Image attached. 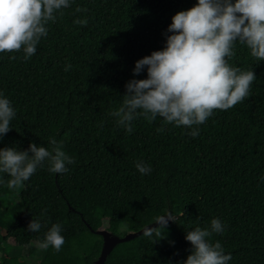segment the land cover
<instances>
[{
	"label": "trees",
	"instance_id": "obj_1",
	"mask_svg": "<svg viewBox=\"0 0 264 264\" xmlns=\"http://www.w3.org/2000/svg\"><path fill=\"white\" fill-rule=\"evenodd\" d=\"M196 2L71 0L29 59L0 53V93L16 110L0 149H50L55 138L75 158L63 174L45 162L18 192L0 173V264H93L102 239L92 231L123 237L169 212L175 221L161 235L118 244L104 264H183L192 248L187 231L209 228L214 218L225 228L209 240L221 243L229 264H264V61L236 44L229 63L254 72L250 95L214 110L195 126L196 137L160 117H140L128 133L110 115L127 82L147 78L146 68L133 76L135 62L163 50L171 18ZM137 162L152 171L142 175ZM56 217L65 244L59 252L40 249L36 242ZM32 219L42 223L39 232L28 231Z\"/></svg>",
	"mask_w": 264,
	"mask_h": 264
},
{
	"label": "clouds",
	"instance_id": "obj_2",
	"mask_svg": "<svg viewBox=\"0 0 264 264\" xmlns=\"http://www.w3.org/2000/svg\"><path fill=\"white\" fill-rule=\"evenodd\" d=\"M70 3L71 0H0V53L22 51L24 59H29L41 38L47 36L46 25L55 22L57 14L63 16L62 10ZM73 22L87 24L86 19ZM167 32L172 35L166 37L163 50L135 62L133 76L146 68L147 78L127 82L121 106L110 115L128 133L133 131L132 121L143 117L151 123L160 117L165 124L192 129L188 134L196 137L199 128L195 126L204 124L214 110H229L250 95L256 80L254 72L234 67L229 61L236 55L237 43L245 45L257 61H264V0H197L195 6L171 18ZM70 68L66 65L65 71ZM15 116L12 102L0 93V138L12 130L10 124ZM49 144L50 149L35 143L24 151L15 147L0 149V173L10 177V189L23 186L45 162L48 171L57 174L67 172V165L75 163L55 138H49ZM136 168L142 175L152 171L142 162H137ZM168 221H175L170 212L156 217L154 224L158 226L148 228L144 235H161ZM42 227L39 219H32L28 231L39 232ZM224 228L220 219L214 218L209 228L187 231L185 240L192 248L183 264H229L231 255L225 254L219 241L209 240L213 233H223ZM61 233V224L53 223L37 246L59 252L65 244Z\"/></svg>",
	"mask_w": 264,
	"mask_h": 264
},
{
	"label": "water",
	"instance_id": "obj_3",
	"mask_svg": "<svg viewBox=\"0 0 264 264\" xmlns=\"http://www.w3.org/2000/svg\"><path fill=\"white\" fill-rule=\"evenodd\" d=\"M154 223L155 222L145 226L144 228H142L141 230H139L137 232H129V233L125 234L123 237L113 235L112 233H110L104 229H101V230H98L95 232L92 231L96 235L100 236L102 239V246H101L100 254H99L98 258L96 259V261H94L93 264H104L108 255L111 253V251L118 244L131 241L132 239L139 237L140 235H143L144 232L150 227H157L158 225H155ZM171 223H172V221H168L167 225H169Z\"/></svg>",
	"mask_w": 264,
	"mask_h": 264
},
{
	"label": "rangeland",
	"instance_id": "obj_4",
	"mask_svg": "<svg viewBox=\"0 0 264 264\" xmlns=\"http://www.w3.org/2000/svg\"><path fill=\"white\" fill-rule=\"evenodd\" d=\"M15 190L18 192L19 190H20V187H17V188H15ZM58 220H59V218H53L52 219V223H58ZM125 229H122V231H124ZM13 252H16V253H21L22 252V250H20L19 248H16V247H14L13 248V250H12Z\"/></svg>",
	"mask_w": 264,
	"mask_h": 264
}]
</instances>
